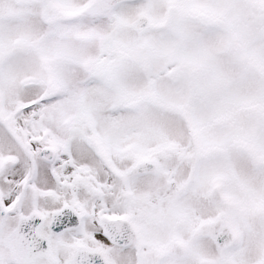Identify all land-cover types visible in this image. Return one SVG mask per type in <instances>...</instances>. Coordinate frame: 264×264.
Segmentation results:
<instances>
[{"label": "snow or ice", "instance_id": "1", "mask_svg": "<svg viewBox=\"0 0 264 264\" xmlns=\"http://www.w3.org/2000/svg\"><path fill=\"white\" fill-rule=\"evenodd\" d=\"M0 264H264V0H0Z\"/></svg>", "mask_w": 264, "mask_h": 264}]
</instances>
